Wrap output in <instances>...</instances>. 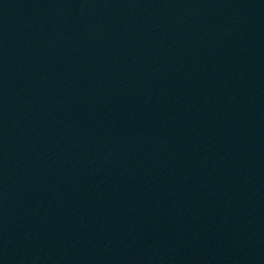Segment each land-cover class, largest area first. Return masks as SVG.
<instances>
[{"label":"water","instance_id":"1","mask_svg":"<svg viewBox=\"0 0 264 264\" xmlns=\"http://www.w3.org/2000/svg\"><path fill=\"white\" fill-rule=\"evenodd\" d=\"M79 0H0V92Z\"/></svg>","mask_w":264,"mask_h":264}]
</instances>
